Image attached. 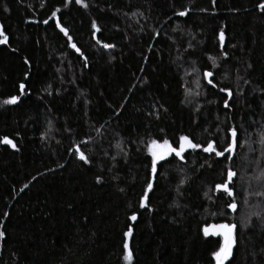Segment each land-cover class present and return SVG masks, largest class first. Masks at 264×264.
Masks as SVG:
<instances>
[{"label": "trees", "instance_id": "trees-1", "mask_svg": "<svg viewBox=\"0 0 264 264\" xmlns=\"http://www.w3.org/2000/svg\"><path fill=\"white\" fill-rule=\"evenodd\" d=\"M261 3L0 0V264H216L220 223L237 225L225 264H264ZM233 127L234 154L203 151ZM181 136L202 147L153 179L151 141ZM229 168L235 211L215 189Z\"/></svg>", "mask_w": 264, "mask_h": 264}, {"label": "snow or ice", "instance_id": "snow-or-ice-1", "mask_svg": "<svg viewBox=\"0 0 264 264\" xmlns=\"http://www.w3.org/2000/svg\"><path fill=\"white\" fill-rule=\"evenodd\" d=\"M77 3H81V0H76ZM86 6V5H85ZM259 7L261 8V10H264V3H261L259 5ZM186 12H181L180 15H185ZM53 16H55V13H53ZM45 23H47V21H45ZM93 27H96L95 23L93 24ZM62 31L65 32V34L67 35V29H62ZM97 31H99V29H97ZM0 36H3V25H0ZM220 40L223 41L224 40V33L223 31H221L220 33ZM3 42H7V37L4 36L3 40H0V43ZM105 47H113L112 45H104ZM72 47H76L75 44L72 45ZM77 51H79V49L77 48ZM225 56L227 55V53L224 54ZM205 75L207 77H212L213 74L211 72H206ZM209 84L212 83V80L209 79L208 81ZM24 84L20 85V89H21V93H23L24 90ZM222 91H226L228 92L229 97L231 96V91L228 89H223ZM20 99L19 96H13L11 97L9 100L4 101V103H16L18 100ZM228 104V101L225 100V105ZM231 133V142L227 144V147H224L223 150H218L216 144L214 141H210L207 144V147H203V151L206 153H214L216 156L219 157H225L226 153H235V149L237 147V130L236 128H231L230 130ZM6 143L12 144L13 147H15V144L12 143L11 140H8V138H4ZM202 146L198 143H194L192 141V139L188 136H181L180 137V142H179V147H173L171 145V143L167 140L164 139L163 142L161 143L160 141L157 140H152L151 144L149 145V151L151 153L152 156V162H151V172L153 174V179L155 178V174L157 172V162L160 160H164L166 158V156H170L173 153H175L176 156H178L181 160L184 159V155L183 153L186 152L188 149H192V150H196L201 148ZM77 151H79V148L77 149ZM231 155L227 156L226 159H231ZM80 159L84 160L87 162V157L83 152H80ZM236 176V173L232 170V169H228L227 170V178L225 180L224 183L221 184H216L215 185V189L217 191L222 192V194H226L229 197H232L233 200L231 203H228L226 206L229 209H232L233 211H235L238 207L234 197H235V192H234V182H233V178ZM97 180H100V177H97ZM181 183H183V181H181ZM231 185V186H230ZM153 189V182L152 180H149V182L147 183L146 186V191L144 194V197H142V200L145 201V203L147 202V196H148V192H150ZM205 195H207V193H205ZM145 203L141 204V207L145 206ZM256 215H259L258 213ZM132 220H136L137 217L136 215H132L131 217ZM213 229H215V231H213L211 234L214 236H221L222 242L219 245V248L217 251L213 252L212 255L215 257L216 259V264H225V261L229 260V258L232 255V249L234 247V245L236 244V234H235V230L237 228V225L235 223H220L218 225H212L211 226ZM132 232V229L129 228L128 232L125 233L126 236H130ZM204 235L208 236L209 233V228L205 227L203 229ZM5 235V233L3 231H0V237H3ZM124 247L126 249L129 248L128 244L125 243ZM126 260L131 261L132 259V252L129 249L126 256H125Z\"/></svg>", "mask_w": 264, "mask_h": 264}, {"label": "rangeland", "instance_id": "rangeland-1", "mask_svg": "<svg viewBox=\"0 0 264 264\" xmlns=\"http://www.w3.org/2000/svg\"><path fill=\"white\" fill-rule=\"evenodd\" d=\"M162 143V142H161ZM171 145H172V143H171ZM173 146V145H172ZM174 147V146H173ZM166 157H168V156H166ZM212 225H218V224H212ZM212 225H208V226H205V227H208L209 228V233L211 234L213 231H215V229H213L211 226ZM204 227V228H205ZM132 234V233H131ZM209 234V235H210ZM130 237H131V235L130 236H127V240H126V243L128 244V246H129V248L128 249H126V254H127V252H128V250L130 249ZM223 239V238H222ZM131 250V249H130ZM216 260V259H215Z\"/></svg>", "mask_w": 264, "mask_h": 264}, {"label": "water", "instance_id": "water-1", "mask_svg": "<svg viewBox=\"0 0 264 264\" xmlns=\"http://www.w3.org/2000/svg\"><path fill=\"white\" fill-rule=\"evenodd\" d=\"M143 203H145V201H144V200H143ZM145 206H146V203H145ZM145 206H144V207H145Z\"/></svg>", "mask_w": 264, "mask_h": 264}]
</instances>
